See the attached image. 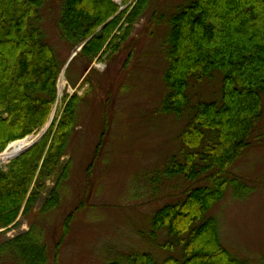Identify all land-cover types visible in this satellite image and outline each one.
I'll list each match as a JSON object with an SVG mask.
<instances>
[{"label": "trees", "instance_id": "obj_1", "mask_svg": "<svg viewBox=\"0 0 264 264\" xmlns=\"http://www.w3.org/2000/svg\"><path fill=\"white\" fill-rule=\"evenodd\" d=\"M52 1L0 0V153L44 127L58 98L67 62L59 60L54 43L37 24L40 11ZM122 2L131 4L121 9L116 0H61L60 35L72 49L85 43L79 55L90 63L110 59L152 6V0ZM160 18L168 25L161 110L188 117L178 135L179 153L167 161L162 175L184 176L192 184L182 199L153 217L149 238L167 257L146 251L108 264H248L226 248L217 220L207 215L230 183L239 184L230 178V168L264 126V0H190ZM216 75L222 83L219 97L194 101L192 86ZM82 99L65 95L58 124L8 169L0 166V228L17 225L20 215L39 203L43 215L61 206L64 183L73 172L67 156ZM37 230L34 226L0 244V256L11 250L19 264H48V246ZM162 231L167 239L158 243Z\"/></svg>", "mask_w": 264, "mask_h": 264}, {"label": "rangeland", "instance_id": "obj_2", "mask_svg": "<svg viewBox=\"0 0 264 264\" xmlns=\"http://www.w3.org/2000/svg\"><path fill=\"white\" fill-rule=\"evenodd\" d=\"M189 1L152 0L122 50L92 63L77 50L76 54L59 33L61 0L40 11L37 24L54 43L59 60L69 67L60 75L49 122L30 136L39 139L53 123L58 124L65 95L68 100L75 94L82 97L67 156L73 172L64 183L58 209L43 215L39 203L26 216L21 214L17 225L0 228V244L35 226L48 246V264H108L124 254L146 251L158 259L169 255L149 238L152 220L160 208L182 199L192 183L184 176L162 175L167 161L179 153L178 135L188 117L161 110L167 67L163 39L168 25L160 15H169ZM116 2L122 5V0ZM221 87L216 75L193 85L191 94L196 102L215 100ZM263 133L261 123L252 145L230 168V178L239 184L230 183L224 198L207 215L217 220L226 248L248 264H264ZM9 164L0 161L5 169ZM166 239L162 231L156 240ZM11 252L1 254L0 264L20 263Z\"/></svg>", "mask_w": 264, "mask_h": 264}, {"label": "bare ground", "instance_id": "obj_3", "mask_svg": "<svg viewBox=\"0 0 264 264\" xmlns=\"http://www.w3.org/2000/svg\"><path fill=\"white\" fill-rule=\"evenodd\" d=\"M35 141H37V138L34 136H30L24 140L13 142L7 151L0 154L1 163L10 161L14 156L24 151Z\"/></svg>", "mask_w": 264, "mask_h": 264}, {"label": "water", "instance_id": "obj_4", "mask_svg": "<svg viewBox=\"0 0 264 264\" xmlns=\"http://www.w3.org/2000/svg\"><path fill=\"white\" fill-rule=\"evenodd\" d=\"M82 48V46H80V47H78L76 50L78 51V50H80ZM76 51V52H77ZM39 140H37V141H35V142H33L28 148H26L24 151H22L21 153H19V154H17L16 156H14L13 158H16V157H18V156H20L21 154H23L24 152H26L28 149H30L33 145H35L37 142H38ZM11 145V144H10ZM10 145L8 146V148L6 149V151L10 148ZM12 158V159H13ZM11 159V160H12ZM10 160V161H11Z\"/></svg>", "mask_w": 264, "mask_h": 264}]
</instances>
